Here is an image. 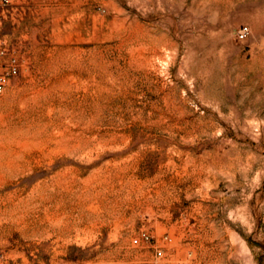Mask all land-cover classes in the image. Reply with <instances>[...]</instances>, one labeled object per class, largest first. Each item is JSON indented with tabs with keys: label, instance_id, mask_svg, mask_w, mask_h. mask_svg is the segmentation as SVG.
<instances>
[{
	"label": "rangeland",
	"instance_id": "rangeland-1",
	"mask_svg": "<svg viewBox=\"0 0 264 264\" xmlns=\"http://www.w3.org/2000/svg\"><path fill=\"white\" fill-rule=\"evenodd\" d=\"M0 46L6 264H264V0H10Z\"/></svg>",
	"mask_w": 264,
	"mask_h": 264
},
{
	"label": "built area",
	"instance_id": "built-area-1",
	"mask_svg": "<svg viewBox=\"0 0 264 264\" xmlns=\"http://www.w3.org/2000/svg\"><path fill=\"white\" fill-rule=\"evenodd\" d=\"M10 0H0V5H6ZM251 34V29L247 25H242L237 31L238 40H246ZM20 61L14 55L9 53L6 47L0 46V95L4 93L12 78L20 73ZM163 241L167 244L172 243L173 238L169 234L163 236ZM146 242L153 249V260L149 264H169L165 262V246L158 245L153 236L143 231L139 237L133 239L134 244ZM4 255H0V264H6Z\"/></svg>",
	"mask_w": 264,
	"mask_h": 264
},
{
	"label": "bare ground",
	"instance_id": "bare-ground-1",
	"mask_svg": "<svg viewBox=\"0 0 264 264\" xmlns=\"http://www.w3.org/2000/svg\"><path fill=\"white\" fill-rule=\"evenodd\" d=\"M84 208H85V207H84ZM87 208H90V209L92 208V209H93V207H87ZM96 208H97V207H96ZM85 209H86V208H85ZM85 209H84V210H85ZM90 209H89V210H90ZM94 209H95V208H94ZM107 209H108V208H107ZM96 210H97V209H96ZM94 211H95V210H94ZM88 212H89V211H88ZM108 212H110L109 209H108ZM83 214H84V213H83ZM86 216H87V215H86ZM86 216H85V217H86ZM61 217H62V216H61ZM82 217H83V216H82ZM82 217H81V218H82ZM88 217H89V218H92V219H93V218H94V219H98L100 216L97 215V214H94V213H93V214L90 213V215H89ZM86 218H87V217H86ZM83 221H84V220H83ZM80 222H81V221H80ZM91 222H92V221H91ZM67 223H69V221H68ZM78 223H79V221H78ZM75 224H76V223H75ZM78 225H79V224H78ZM78 225H76V226H78ZM72 226H75V225H72ZM65 227H66V226H65ZM66 228H67V227H66ZM75 228H76V227H75ZM79 228H80V227H79ZM63 229H65V228H63ZM60 230H61V229H60ZM68 230H69V229H68Z\"/></svg>",
	"mask_w": 264,
	"mask_h": 264
}]
</instances>
